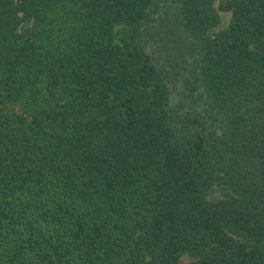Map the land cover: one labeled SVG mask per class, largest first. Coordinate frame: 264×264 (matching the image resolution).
<instances>
[{"label":"trees","instance_id":"obj_1","mask_svg":"<svg viewBox=\"0 0 264 264\" xmlns=\"http://www.w3.org/2000/svg\"><path fill=\"white\" fill-rule=\"evenodd\" d=\"M184 257L264 264V0H0V264Z\"/></svg>","mask_w":264,"mask_h":264},{"label":"rangeland","instance_id":"obj_2","mask_svg":"<svg viewBox=\"0 0 264 264\" xmlns=\"http://www.w3.org/2000/svg\"><path fill=\"white\" fill-rule=\"evenodd\" d=\"M216 6H218V2L216 3ZM220 15H221L220 24L215 29H213L210 32V34H212V35L217 33V32H219V31H222V30L226 29L229 26V24H230L231 13L221 12ZM7 110L12 112V113L13 112H15V113H20L21 112V108H20V106L18 104L9 105ZM191 261H192V258L184 257L181 260V264H189Z\"/></svg>","mask_w":264,"mask_h":264}]
</instances>
